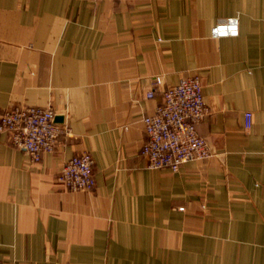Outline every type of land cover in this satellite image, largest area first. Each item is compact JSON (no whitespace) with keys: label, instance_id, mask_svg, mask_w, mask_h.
<instances>
[{"label":"crops","instance_id":"1","mask_svg":"<svg viewBox=\"0 0 264 264\" xmlns=\"http://www.w3.org/2000/svg\"><path fill=\"white\" fill-rule=\"evenodd\" d=\"M232 16L240 34L213 38ZM196 74L213 155L150 169L162 94L146 92ZM14 106L53 108L71 135L40 162L0 136V264H264V0H0V112ZM83 152L96 186L67 190Z\"/></svg>","mask_w":264,"mask_h":264},{"label":"built area","instance_id":"2","mask_svg":"<svg viewBox=\"0 0 264 264\" xmlns=\"http://www.w3.org/2000/svg\"><path fill=\"white\" fill-rule=\"evenodd\" d=\"M239 34L237 16L222 19L211 29L213 38ZM154 80L158 85L161 83L159 77ZM157 91L162 94V102L144 118L147 139L141 154L147 158L148 168L179 172L188 162L210 158L213 155L210 144L198 130L210 113L201 77L198 74L183 77L177 85L163 90L151 88L146 96L153 98ZM56 114L51 107H11L0 112V136L8 134L11 143L25 150L32 162H40L44 154L56 151L63 136L71 135L69 127L55 121ZM252 125L253 114L246 112L245 127L250 129ZM94 164L90 153H80L66 161L57 178L67 190L91 191L96 186Z\"/></svg>","mask_w":264,"mask_h":264},{"label":"water","instance_id":"3","mask_svg":"<svg viewBox=\"0 0 264 264\" xmlns=\"http://www.w3.org/2000/svg\"><path fill=\"white\" fill-rule=\"evenodd\" d=\"M55 121L58 123H63V115L56 114Z\"/></svg>","mask_w":264,"mask_h":264}]
</instances>
